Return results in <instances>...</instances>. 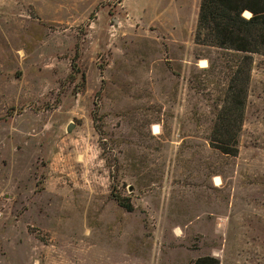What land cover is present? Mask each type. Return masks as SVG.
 I'll list each match as a JSON object with an SVG mask.
<instances>
[{
    "label": "rangeland",
    "instance_id": "374dc122",
    "mask_svg": "<svg viewBox=\"0 0 264 264\" xmlns=\"http://www.w3.org/2000/svg\"><path fill=\"white\" fill-rule=\"evenodd\" d=\"M200 3L0 0V264H264V55L225 155L244 56L196 44Z\"/></svg>",
    "mask_w": 264,
    "mask_h": 264
},
{
    "label": "trees",
    "instance_id": "16d2710c",
    "mask_svg": "<svg viewBox=\"0 0 264 264\" xmlns=\"http://www.w3.org/2000/svg\"><path fill=\"white\" fill-rule=\"evenodd\" d=\"M198 45L244 56L243 69L230 77L224 106L217 114L212 145L221 153L237 156L238 134L244 117L247 92L252 75L253 55H264V0H201L195 34ZM128 210L131 205L117 198ZM195 264H220L212 257Z\"/></svg>",
    "mask_w": 264,
    "mask_h": 264
},
{
    "label": "crops",
    "instance_id": "0c3cea01",
    "mask_svg": "<svg viewBox=\"0 0 264 264\" xmlns=\"http://www.w3.org/2000/svg\"><path fill=\"white\" fill-rule=\"evenodd\" d=\"M198 2L199 0H160V5H162L163 8L161 12L169 17L183 16V18H185L189 13L188 10L190 9V7L196 5V3L198 4ZM152 10H157V9H154V7H152ZM199 11H200V7H199ZM199 11L197 12V14L199 13ZM198 18H199V14H198Z\"/></svg>",
    "mask_w": 264,
    "mask_h": 264
},
{
    "label": "water",
    "instance_id": "95a60500",
    "mask_svg": "<svg viewBox=\"0 0 264 264\" xmlns=\"http://www.w3.org/2000/svg\"><path fill=\"white\" fill-rule=\"evenodd\" d=\"M73 127H74V125L71 124V125L69 126L68 130L71 131V130L73 129Z\"/></svg>",
    "mask_w": 264,
    "mask_h": 264
}]
</instances>
